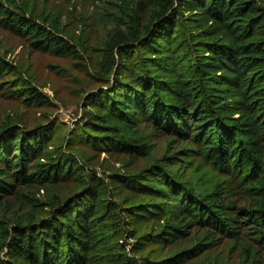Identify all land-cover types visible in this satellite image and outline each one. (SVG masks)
Listing matches in <instances>:
<instances>
[{
	"label": "trees",
	"instance_id": "16d2710c",
	"mask_svg": "<svg viewBox=\"0 0 264 264\" xmlns=\"http://www.w3.org/2000/svg\"><path fill=\"white\" fill-rule=\"evenodd\" d=\"M141 7L152 8L149 22L140 27L134 15L127 31L111 35L105 49L114 56L111 80L86 97L90 121L71 131L66 148H50L55 127L0 128V205L15 189L9 170L24 183L73 177L80 187L75 195L52 203L37 221L28 218L0 229V254L5 251L0 264H138L134 253L185 238L193 223L236 237L238 225L251 221L264 240V201L243 207L233 197L239 189L264 199V4L139 0ZM0 20L54 55L79 52L54 21L27 18L1 1ZM8 69L0 60V74ZM21 85L16 91L29 102H51L36 88ZM143 124L180 147L137 174L98 176L74 152L75 142L85 141L149 156L152 146L146 138L132 137ZM31 157L37 160L28 173L25 162ZM197 158L203 164L184 165L190 172L180 175L182 163ZM115 180L137 199L118 197ZM157 221V232L155 226L143 229ZM129 238L135 240L130 250ZM197 248L166 261L191 258Z\"/></svg>",
	"mask_w": 264,
	"mask_h": 264
},
{
	"label": "rangeland",
	"instance_id": "374dc122",
	"mask_svg": "<svg viewBox=\"0 0 264 264\" xmlns=\"http://www.w3.org/2000/svg\"><path fill=\"white\" fill-rule=\"evenodd\" d=\"M0 1L4 7H10L27 18L31 16L37 21L47 19L56 22L63 31L62 35L77 44L78 54L54 55L38 48L28 35L10 30L0 20V60L10 67L0 74V128L14 125L24 130L55 127L48 143L50 148H66V139L71 131L90 121V115L84 110L86 97L100 87H106L111 80L108 72L114 56L105 51L111 35L116 30L127 31L134 15L138 16L142 27L149 22L152 8H137L139 0ZM260 1L264 4V0ZM22 82L44 93L51 102L36 105L26 100V96L16 91L22 87ZM132 137L133 140L145 137L152 146L151 154L139 157L115 149L99 148L85 141L75 142L74 152L98 176L111 177L116 173L137 174L154 160L180 147L171 143L170 136L147 124L138 126ZM37 159L31 157L26 160L28 173L34 171L32 165ZM193 163L203 164V160L197 158L191 163H182L180 175L187 177L190 170L183 166ZM0 165L4 168L3 163ZM8 173V181L15 184V189L0 205V229H10L15 222L28 218L37 221L50 212L52 203L62 202L80 191L79 183L73 177L56 183L43 184L37 180L24 183L12 177V170ZM114 184L119 185L118 197L137 196L118 180ZM234 191L233 197L239 206L257 207L264 201L256 194L250 195L239 189ZM159 224L160 221L155 225L146 224L143 229L150 231L151 226H155L154 232H157ZM186 231L187 236L183 239L147 245L134 253L138 264H264V240H259L256 226L251 221L238 225L236 237L194 223ZM133 241L134 238H129L125 242L128 250L132 248ZM197 246L200 249L197 248L191 258L166 261ZM0 255L5 257V251Z\"/></svg>",
	"mask_w": 264,
	"mask_h": 264
}]
</instances>
